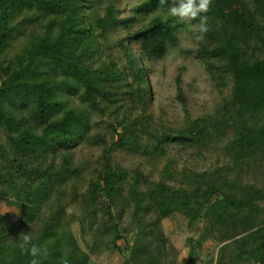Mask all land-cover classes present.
<instances>
[{"label":"trees","instance_id":"16d2710c","mask_svg":"<svg viewBox=\"0 0 264 264\" xmlns=\"http://www.w3.org/2000/svg\"><path fill=\"white\" fill-rule=\"evenodd\" d=\"M172 2L137 0L121 15L120 0H0V228L3 239L30 231L48 250L40 264H88L104 251L123 254L122 264H183L173 235L185 221L191 227L206 217L209 230H227L221 240L247 233L234 238L238 250L247 263L264 264V186L242 183L249 161L264 166V23L255 17L264 11L256 0H212L209 31L195 51L232 83L214 112L192 116L185 106L183 122L172 124L151 114L149 69L141 62L164 56L175 30L198 24L165 20ZM86 140L97 146V159L69 152ZM172 143L212 162L203 171L172 169ZM119 150L152 166L166 157L163 175L182 173L183 181L149 177L143 163L124 166ZM119 198L149 226L124 246L123 216L112 210ZM79 199L87 250L68 214ZM98 208L108 229L94 223ZM186 239L184 264H196L202 241ZM216 264H229L223 251Z\"/></svg>","mask_w":264,"mask_h":264},{"label":"rangeland","instance_id":"374dc122","mask_svg":"<svg viewBox=\"0 0 264 264\" xmlns=\"http://www.w3.org/2000/svg\"><path fill=\"white\" fill-rule=\"evenodd\" d=\"M136 1L137 0H120V14H129V7ZM252 2L253 1H251V3ZM256 2L257 5L255 6H257L259 10L264 11V0H256ZM252 7L254 8V6ZM255 17L259 22L264 23V13L260 12L256 14ZM194 28L195 24L187 28L175 30L174 43L168 45V50L164 56L150 60V62H148V59L141 57L142 64H145L149 69L148 82L153 92L150 112L156 119L163 118L169 123L179 124L184 120L185 106L189 109V113L192 116L200 115L205 112H214L232 83L229 73L218 72L216 68L212 69L198 56L195 51V48L198 46V41L193 38ZM115 33L121 34V32L118 31ZM251 45H255L254 40L251 42ZM133 47L136 50L134 45ZM69 152L74 153L72 154L74 158H79L81 153L93 155L95 159L100 156L97 146L92 145L88 140L83 141ZM168 156L172 158V163H170L172 169L178 168L182 171L183 167H187L190 170L203 171L212 162V157L202 158L201 155L198 154L196 148L177 145L176 143L168 144ZM115 158L122 165L128 167L143 163L144 170L149 177L158 179L165 176L166 179L171 182L176 181L180 183L183 181L182 173H178L176 178L172 175H163L162 170L169 161L166 157L157 161L154 166H152L147 159L137 156L133 157L123 150L116 151ZM96 167L97 163H93L90 166L91 169ZM242 183L246 187L264 186V166L258 158L247 163ZM84 187H88V185H84ZM122 201V198H119L116 204L112 205V210L115 212L118 211V213L123 216V221L119 218H117V221L120 224V234H123L120 243L124 246L127 245V243L132 244L137 238L144 235L145 230L148 229L149 226L147 223L148 219H144L141 215H136L133 206L125 204L124 208H122ZM102 204V198L97 199L96 207H101ZM261 206L264 209V201L261 202ZM84 213L85 209L80 199L68 206V214L71 218L73 229L78 235L82 247L86 249L87 239L90 237H84L80 233L79 223ZM94 217L96 218L94 223L100 222L103 227L105 226L106 229L109 228L108 224L111 223V221L108 220V214H104L98 208ZM211 221L209 217H206L201 219L200 222H194L191 227H186L187 221H185L183 223V230L177 231V234L173 235L174 242L179 252V261L184 264L189 260L190 248L186 238L188 235L193 234L202 241V247L198 249V253L195 257L196 264H216L217 257L222 251L229 264H250L246 262V255L240 253L241 251L238 250V244L236 245L237 242H234V240L240 236H244L243 239H246L248 234L240 230L238 234L231 235L230 238L221 240V235L229 236L227 230L224 226L219 227L217 224L214 225L212 230H209ZM160 224L166 230H170L173 227V223L169 219H161ZM222 246H224L223 250ZM185 255L187 257L181 259V257ZM229 257L231 259L230 261ZM122 260L123 254H113L104 251L100 254L93 253L89 255L88 264H122ZM27 262L30 263V260Z\"/></svg>","mask_w":264,"mask_h":264},{"label":"clouds","instance_id":"9594fccd","mask_svg":"<svg viewBox=\"0 0 264 264\" xmlns=\"http://www.w3.org/2000/svg\"><path fill=\"white\" fill-rule=\"evenodd\" d=\"M212 0H173L168 8L167 16L177 18L180 22H191L198 20V24L194 28V39L202 42L205 39L206 33L209 31L208 16L206 13L210 11ZM34 237L31 232H21L19 234V248L22 253H26L32 257L30 264H40L38 257H46L48 250L46 247H41L33 242ZM187 257L182 256V258ZM62 264H68L67 259L62 261Z\"/></svg>","mask_w":264,"mask_h":264},{"label":"crops","instance_id":"0c3cea01","mask_svg":"<svg viewBox=\"0 0 264 264\" xmlns=\"http://www.w3.org/2000/svg\"><path fill=\"white\" fill-rule=\"evenodd\" d=\"M3 234L4 232L0 228V264H30L22 260L28 254L22 253L18 246L19 239H3Z\"/></svg>","mask_w":264,"mask_h":264}]
</instances>
